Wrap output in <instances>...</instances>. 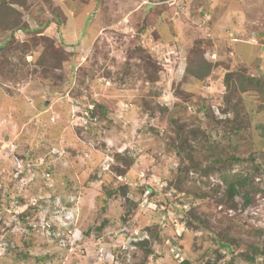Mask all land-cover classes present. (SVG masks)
Segmentation results:
<instances>
[{"label":"rangeland","instance_id":"rangeland-1","mask_svg":"<svg viewBox=\"0 0 264 264\" xmlns=\"http://www.w3.org/2000/svg\"><path fill=\"white\" fill-rule=\"evenodd\" d=\"M13 7L30 32L0 58V264H264V0ZM238 71L259 84L228 90ZM173 118L201 132L181 156Z\"/></svg>","mask_w":264,"mask_h":264},{"label":"trees","instance_id":"trees-1","mask_svg":"<svg viewBox=\"0 0 264 264\" xmlns=\"http://www.w3.org/2000/svg\"><path fill=\"white\" fill-rule=\"evenodd\" d=\"M13 4L24 7V0H12V2H10L9 4H7L5 1L0 0V25L2 24L3 28L9 29L11 32V34H10L11 37L8 40H6L4 42V44H1V42H0V58H2L4 55H6V52L8 53V52H11L13 50L12 32L14 30H16L18 28H22L27 33L30 32V30L28 29L27 23L22 19L21 13L15 7H13ZM200 52L201 51L198 50V52L196 54H194V56H193L194 58L190 61V63H188L185 66L186 73L193 76V78L195 80L205 79L209 75L210 70H211V66H212V64L207 60L206 56L201 55ZM39 60L42 62L43 58H41V59L39 58ZM231 76L237 77L240 80L241 89L244 88L245 84H252V85H258L259 84L258 79L254 75L248 76V75H245V73H243L242 71H238L236 73L228 72L226 74V79H225V86L228 90H230L232 87V84L229 83ZM148 77L150 80H153L155 77V74L153 73L152 75H149ZM263 78H264V75H263ZM227 102H228V99H227ZM100 107H102V106H100ZM155 107L158 108L159 106L156 105ZM160 109L166 110V108L162 107V106L160 107ZM198 109L203 110L204 108H203V106L200 105V106H198ZM153 110L155 111L156 109L153 108ZM102 116H104V115L102 114ZM88 118H89V121H91V122H95V121H97V119L99 120V115L96 112L95 108L88 109ZM172 121L174 124L177 125L178 145L176 146L175 144H172L171 147L177 151L176 152L177 156H181V153H185V151H186V148H187L186 145L189 148H192L190 145L191 141H197L198 135H200L201 132L197 128L186 127L184 124H181V123L179 124L177 119L173 118ZM217 122H219V120ZM231 122L234 123L233 127L235 128V130H240L242 128L241 123L235 124L237 122L235 120V117H233ZM227 123L231 124L230 121ZM202 134H203V132H202ZM210 142L214 143L213 140ZM213 145H215V144H213ZM120 158H121L120 154L115 155V160H118ZM231 158H234V157L232 156ZM218 161H219V159L216 160V162H218ZM123 165H122V167L114 166L115 168H113V169H115L117 172L118 171L119 172H125V168H124L125 166H123ZM211 166H213V165H211ZM245 184H246V178H242V177L241 178L238 177L234 181L228 182L225 193H226V198L230 202L231 206L235 205L234 204V197L239 193L240 188H243L245 186ZM118 189H121L123 191H127L128 186L126 184H121L117 187L107 189V190H105L106 197L108 198L111 195L116 194ZM241 191H240V193H242ZM242 195H243V204L242 205H243V207H245L246 205H248L250 203V196H249V193L247 191H244L242 193ZM194 225H196V223ZM96 228L100 229L101 226L98 225V226H96ZM218 242H219V245L221 247H223L227 251L231 252V244H229L228 242L219 241V240H218ZM132 244H133V246H135V248L142 249L145 253L146 252L149 253V251H150V249L147 248V240H134V241H132ZM256 251H258V250H256ZM259 252L262 255H264V250H261V251L259 250ZM250 260L252 261L253 258H250Z\"/></svg>","mask_w":264,"mask_h":264}]
</instances>
